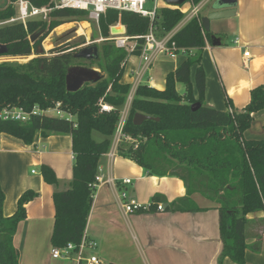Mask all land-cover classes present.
Listing matches in <instances>:
<instances>
[{
	"label": "trees",
	"instance_id": "obj_1",
	"mask_svg": "<svg viewBox=\"0 0 264 264\" xmlns=\"http://www.w3.org/2000/svg\"><path fill=\"white\" fill-rule=\"evenodd\" d=\"M16 1L9 0L10 4L0 9L1 20L17 15V8L13 5ZM29 1L41 7L51 0ZM201 1L193 0L195 4ZM86 15L89 16V11L84 9H55L51 12L50 22L30 19L26 24L17 21L0 26V43L9 47L8 53L3 55L37 53L26 63L0 62V133L13 135L26 143H32L39 131L43 136L53 132L72 135L73 180L68 189L58 190L53 196L55 222L51 241L54 247H64L70 242L79 245L86 233L100 161L110 149L119 110L131 88L130 83L122 82L127 58L140 54L145 42L143 36L151 25L156 27L157 35L162 36L185 18L184 10L177 6H163L153 21L134 11L109 9L99 20L104 37H111V26L121 22L126 26V34L136 37L138 42L132 53L108 39L101 45L94 44L100 47L97 59L77 58L76 44L70 43L54 47L49 56L43 52L40 54L43 40L54 29L74 16ZM39 32L43 34L32 42L30 37ZM214 38L211 29L205 30L198 17L189 20L175 33L173 41L178 46L194 48L195 51L167 74L164 89L148 84L138 87L125 127L127 133L137 138L138 145L124 147L119 154L135 160L150 174L177 176L184 181L186 194L170 202L171 210L207 209L193 199L196 192L212 201L219 211L223 244L218 264H225L226 259L246 264L248 248L259 252L262 245L260 240L248 244L246 226L250 213L264 211V138L246 139L244 134L252 126L254 113L264 109V84L252 89L251 100L243 109L234 108L229 98L227 103L231 110L206 105V72L201 58L203 49ZM81 61L92 65L98 63L104 73H96L93 81L84 83L77 92H70L67 90V74ZM194 65H197L194 76L196 94L191 78ZM178 82L186 84L184 93L178 91ZM101 99L116 109L102 111ZM57 102H61V108L72 117L45 112L32 115L27 121L1 117L7 107L19 106L31 111L36 105L46 109ZM196 103L201 106L193 111L192 105ZM136 113L159 118V121L149 119L136 125ZM93 131L101 132L104 139L96 140ZM42 173L46 182H58L50 165L43 164ZM38 196L37 191L26 190L18 200L16 212L4 217V191L0 185V264H19L14 235L19 223L27 217V203ZM162 199L156 194L148 208H139L135 212L150 211Z\"/></svg>",
	"mask_w": 264,
	"mask_h": 264
},
{
	"label": "crops",
	"instance_id": "obj_2",
	"mask_svg": "<svg viewBox=\"0 0 264 264\" xmlns=\"http://www.w3.org/2000/svg\"><path fill=\"white\" fill-rule=\"evenodd\" d=\"M208 1L203 0L201 11ZM217 1L212 0L210 10L204 15L200 11V14L204 17L213 11ZM223 19L215 24L214 20L211 21L215 38L207 43L202 52L201 60L206 72L205 103L214 108L231 110L227 103L229 98L233 107L239 110L250 102L252 89L264 84V0H241L236 14ZM219 32L224 36H218L216 33ZM246 50L250 52L249 57L245 56ZM132 56L136 58L131 60ZM130 60L132 62L129 63ZM140 64L139 55H130L122 82L130 83L133 72ZM179 64V61H172V70ZM196 68L197 65L192 67L194 76ZM151 84L164 89L166 80L164 86H157L154 77ZM263 133L264 109L254 113L252 126L244 136L246 139H261L264 138ZM72 142V135L68 133L53 132L43 136L39 131L32 143L0 133L3 216L9 217L16 212L18 200L26 190L39 193L38 197L27 203V217L19 223L14 235L19 264H62L63 261L66 264H79L76 253L71 259L54 257L51 241L55 222L54 193L68 189L73 180L75 154ZM43 164L55 170L58 178L56 184L45 181ZM99 174L104 181L108 177L114 178L117 188L105 182L95 190L86 235L88 240H95L98 245L85 248V257L88 251L97 249V253L94 251L90 255H98L101 264H132L130 259H138L141 255L147 264H200L204 259L207 264H218L223 244L219 231V211L212 201L196 192L193 194L196 203L208 207V211L171 210L170 202L186 194L184 181L177 176L150 174L135 160L120 154L112 159L108 157L103 164L100 161ZM126 178H130L131 183H124L123 179ZM123 191L143 204L151 203L156 194L163 199L150 211L126 213L117 195ZM159 203L164 205V209L157 208ZM213 211L218 220L211 213H207L210 217H201L203 212ZM172 225L188 233H172ZM246 235L250 245L259 240L262 242L259 252L248 248L247 264H264V211L248 215ZM225 264L236 263L227 259Z\"/></svg>",
	"mask_w": 264,
	"mask_h": 264
},
{
	"label": "built area",
	"instance_id": "obj_3",
	"mask_svg": "<svg viewBox=\"0 0 264 264\" xmlns=\"http://www.w3.org/2000/svg\"><path fill=\"white\" fill-rule=\"evenodd\" d=\"M149 1L154 2L153 9L145 8V5ZM189 1L192 3V5H194V7L192 8L189 16L185 18V21L183 23L179 24L173 30L167 32L162 36H158L156 27L154 25H151L148 33L143 36L145 42L139 54L141 58V64L140 67L133 72L132 81L130 82V92L128 94L126 102L119 110V118L117 120L115 131L112 137V143L110 149L106 153L109 159H112L117 154H119L120 150L125 147L124 143H130L128 147H130L131 145H133L134 147L138 145V140L127 133L125 127L138 87L142 84L152 85L151 83H153L154 81V76L149 75V73L154 67V61L156 57L161 53H165L171 58H176L179 54L189 55L195 51L194 48L178 46L176 42L173 41V36L175 35V33L192 18L198 17L200 19V22L202 23L200 11L203 6V0L198 4H195L193 0ZM16 3L17 15L10 18L9 21L0 23V25L17 21H22L24 24H26L30 19L50 22L51 12L55 9L63 8L87 10L89 11V16L97 22H99L101 15L105 14L109 9H117L119 11H134L144 16L150 17L152 21L156 18L157 12L159 10V0H51L50 3L45 4L41 7L33 5L29 0H17ZM135 38L136 37L128 36L126 34V31L122 34H112V40L115 41L116 46L125 48L130 53L135 51L138 46V42ZM245 56H250V52L248 50L245 51ZM61 105V102L56 103L58 109L61 108ZM100 106L102 111H111L116 109V107L106 102L104 99L100 100ZM42 112H45V110L37 105L34 106L31 111H28L23 107L13 106L4 108L1 112V117L6 120L27 121L32 115H36ZM69 114V117H72V114ZM105 182L111 183L115 188H117V183L114 178L108 177V180L104 181L103 177L100 174L97 176L96 182L93 185L96 189ZM123 182L131 183V179H123ZM117 195L120 200V205L126 213L135 212L139 208H148L150 206V203L146 205L139 203L133 198H130L127 192L123 191L117 193ZM157 208L160 210L164 209V205L162 203H159L157 205ZM97 245L98 243L95 240H88L85 233L84 238L79 245L70 242L64 247L55 246L52 249V254L56 258L71 259L72 255L76 253L79 264H101L98 255L93 254L89 257H85L84 255L85 248H95L97 247Z\"/></svg>",
	"mask_w": 264,
	"mask_h": 264
},
{
	"label": "rangeland",
	"instance_id": "obj_4",
	"mask_svg": "<svg viewBox=\"0 0 264 264\" xmlns=\"http://www.w3.org/2000/svg\"><path fill=\"white\" fill-rule=\"evenodd\" d=\"M8 4H10L9 0H0V9L7 7ZM13 5L17 8V3L16 2L13 3ZM211 5H212V0L211 1L209 0L208 2H206L205 6H204V9L201 11V13H203V15L205 13H207V11L210 10L209 7ZM153 6H154V2L153 1H149L145 5V8L153 9ZM158 6H159V9H161L163 6H169V5L164 0H159V5ZM240 6H241V0H238V4H237L236 7L238 8ZM179 7H181L182 10H184L185 18H186L191 13V10L194 7V5H192V3L188 0L183 5H181ZM185 18L183 19V21L181 23H183L185 21ZM6 21H9V19H2V20L0 19V23H4ZM222 21H224V19H217V20H214L213 23L215 24V23H219V22H222ZM6 24H8V23H6ZM117 24H119V22ZM117 24H115L113 26H116ZM2 25H4V24H2ZM113 26H111V27H113ZM212 27H213V25H212ZM119 30H121V29H119ZM110 33H111L110 34L111 37L105 38L104 35H103L102 25H100L99 22L95 21L90 16H87V15L86 16H74V17L70 18L69 21L66 22L65 24H63V25L57 27L56 29H54L46 37V39L43 40L42 45L39 48V52H40V54H42V52H43L45 55L49 56L51 49H53L56 46L66 45L67 43L76 44L74 46V49L79 51L83 47L88 46L89 44L90 45L91 44L94 45L95 43H97V44L101 45L102 43H104L103 41H105V40H108V39L112 40V32L110 31ZM113 33L115 34V32H113ZM116 34H120V32H118V33L116 32ZM216 34L218 36H221V37L224 36L223 35L224 33H220L219 32V33H216ZM83 41H84V43H83ZM99 49H100V47H99ZM36 56H37V53H35V52H33V54L29 55V56L2 55V56H0V62H3V61H18L20 63H26V62H28L29 60H31L32 58H34ZM187 57H188V55L179 54L176 58H171L170 56L166 55L165 53H161V54H159L156 57V59L154 61V68H153L154 71L152 69L151 71H153V72L150 71L149 75H153L155 77V84L157 86H164L165 80H166V76L172 70V61H176V62L179 61L181 63ZM133 58H136V56H132L131 60H133ZM131 60L129 61V63L132 62ZM74 67H76L77 70H72V68H71L70 70H72V74H76L77 71L79 70V68H82V67H84L86 69H90V70H95L96 73H99V74H103L104 73L100 69V66L98 65V63H95V64L92 65L89 62L81 61L78 64H76ZM147 78H148V76H147ZM191 78H192L193 85H194V93L196 94L197 90H196V87H195V84H194V71H193V73L191 71ZM177 89H178L179 92L184 93V91H186V84L178 82L177 83ZM44 110H45V112L47 114L68 115V116H70V114L66 110H64V109L62 110L61 108L58 109L56 104H54L53 106H49L48 108H46ZM256 125H258V124L256 123ZM257 135L258 136H262L260 133H257ZM93 137L96 140L99 141V140L104 139L105 135H103L99 131H93ZM134 138L137 139L136 137H134ZM129 144L130 143H124V146L128 147ZM107 159H108L107 156L102 157L101 164L105 163ZM201 201H203V200H201ZM195 202H196V200H195ZM148 204L149 203H147L146 205H148ZM208 210L209 209H205L204 211H208ZM203 213L204 214H202L201 217H204V218L210 217V216H208L209 214H207V213H211V214L215 215L214 217H216V219L218 220V217H217V215H216V213L214 211L213 212H203ZM208 219H212V217L208 218ZM217 226H218V223L216 224V227ZM129 228L131 230V226L130 225H129ZM172 233H177V234L181 235V234L188 233V231H186L184 229H180V228L172 225ZM135 244H136V242H135ZM94 251L97 253V249H95ZM94 251L93 250L88 251L86 257L90 256V254H92ZM253 256H254V254H253ZM130 261L132 262V264H147L145 258L142 255L138 259L132 257L130 259ZM216 261H217V259H216ZM199 263L200 264H207V260L204 259L202 262H199ZM247 263H248V260L246 259V264ZM62 264H66V263L63 261Z\"/></svg>",
	"mask_w": 264,
	"mask_h": 264
},
{
	"label": "water",
	"instance_id": "obj_5",
	"mask_svg": "<svg viewBox=\"0 0 264 264\" xmlns=\"http://www.w3.org/2000/svg\"><path fill=\"white\" fill-rule=\"evenodd\" d=\"M169 6H181L188 0H164ZM238 0H218L215 3L214 10L205 15L202 18V24L205 30L211 29V21L216 19L229 18L236 14L237 12ZM121 23V22H119ZM122 24V23H121ZM123 25V24H122ZM124 32L126 31V26L123 25ZM112 34V28H111ZM123 32V33H124ZM43 32H39L30 37L32 42H35ZM9 51V47L6 44L0 43V55L6 54ZM77 58H84L87 60L97 59L99 57V47L97 45H88L83 47L76 53ZM72 70H77L73 67ZM72 70L69 71L66 77L67 90L70 92H77L82 88L84 83L93 81L95 70L86 69L84 67L79 68L76 74H72ZM201 106V103H196L192 105V110L196 111ZM149 119H155L159 121V118L152 117L144 113H136L134 116V123L136 125H141L143 122ZM113 264V263H112Z\"/></svg>",
	"mask_w": 264,
	"mask_h": 264
},
{
	"label": "bare ground",
	"instance_id": "obj_6",
	"mask_svg": "<svg viewBox=\"0 0 264 264\" xmlns=\"http://www.w3.org/2000/svg\"><path fill=\"white\" fill-rule=\"evenodd\" d=\"M112 28V31L113 32H120V34H122L123 32H124V27H123V25L121 24V23H119V24H117L116 26H113V27H111ZM119 29H121V30H119Z\"/></svg>",
	"mask_w": 264,
	"mask_h": 264
}]
</instances>
